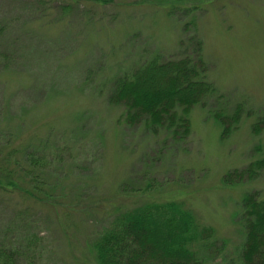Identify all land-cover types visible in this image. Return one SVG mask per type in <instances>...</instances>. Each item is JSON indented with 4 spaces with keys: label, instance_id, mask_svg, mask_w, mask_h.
<instances>
[{
    "label": "rangeland",
    "instance_id": "1",
    "mask_svg": "<svg viewBox=\"0 0 264 264\" xmlns=\"http://www.w3.org/2000/svg\"><path fill=\"white\" fill-rule=\"evenodd\" d=\"M22 1L25 8L35 2L0 0V16L22 22L21 34L45 38L55 47L43 39L44 54L31 44L19 46L10 69L0 60L5 105L0 125L10 137L0 140V152L43 146L46 152L57 151V156L48 152L52 160L41 180L48 197H5L7 210L33 218L46 249L45 263L97 264L92 240L113 217L137 205L169 201L182 203L214 233L222 253L205 264L237 263L245 241L238 222L240 198L249 192L264 195V172L237 185L223 180L264 159V133H253L264 113V0L59 1L49 2L51 10L40 17L19 10L16 4ZM173 1L187 7L198 3L200 10L172 16ZM62 2L70 5L71 16L59 13ZM195 35L220 104L210 99L192 109L185 144L167 141L163 131L151 132L143 124L128 125L125 109L107 103L112 81L156 56L177 60L185 51L193 55L190 38ZM12 41L11 35L4 36L0 51H9ZM38 81L44 86L34 94ZM239 106L240 122L223 137L215 114L225 109L233 115ZM148 178L158 183L154 191L126 192L145 188Z\"/></svg>",
    "mask_w": 264,
    "mask_h": 264
},
{
    "label": "trees",
    "instance_id": "2",
    "mask_svg": "<svg viewBox=\"0 0 264 264\" xmlns=\"http://www.w3.org/2000/svg\"><path fill=\"white\" fill-rule=\"evenodd\" d=\"M59 1L71 4L84 1L104 4L116 0H35L28 2L26 8L23 1L21 6L16 5L19 10L29 12V15L38 13L40 17L51 10L46 8L49 2ZM174 1L172 16L181 15V12L188 15L200 10L198 3L187 7L179 6ZM63 5L60 6L59 13L64 15L63 18L71 16L73 12L71 13L70 5ZM2 16L0 41L8 35L14 39L7 46L9 51H0V60L4 65L7 62V68L10 69L14 61L17 63L19 46L31 44L33 49H41L43 54L47 52L44 43L51 48L55 47L45 38L29 37L25 32L21 34L22 22H16L13 17ZM190 40L195 47L193 55L185 51L177 60H164L156 56L136 68L123 71L112 81L107 93V103L125 109V121L128 125L143 124L151 132L163 131L167 141L185 144L191 136L192 109L207 104L206 101L210 99H216L220 104L219 99L222 97L207 80L210 69L202 52L203 44L196 35ZM35 65L39 68L40 60ZM178 81L181 83L178 84ZM34 84L36 85L31 91L39 94V89L44 85L40 81ZM85 85L90 87L87 83ZM152 86L158 88L154 90ZM4 107L0 94L1 119ZM241 112L242 108L239 106L233 115H227L225 109L215 114L214 118L223 124V137H229L231 130L240 122ZM257 120L253 125V133L261 135L264 133V113ZM0 140H10L8 132L1 125ZM47 148H29L25 153L13 150L7 154L0 152V264H54L51 261L45 263L46 249L44 250L40 233L34 232L38 229L33 218L21 211L7 210L5 203V197H12L13 194L36 200V195L41 193L48 197L41 180L52 160L48 159L47 154L52 156L56 153L57 156V151L48 150V153L45 151ZM263 172L264 159L256 160L242 170L228 173L223 181L227 186L252 182L260 178ZM145 182V188L131 187L126 192L150 193L158 185L149 178ZM240 204L238 222L244 229L245 241L237 252V263H234L264 264V195L257 192L245 193L240 198ZM213 238L211 229L202 227L182 203L169 201L137 205L117 214L92 240L91 249L97 264H205L211 263L215 256L222 253V249L215 246Z\"/></svg>",
    "mask_w": 264,
    "mask_h": 264
}]
</instances>
